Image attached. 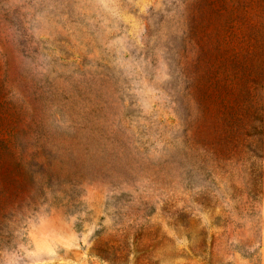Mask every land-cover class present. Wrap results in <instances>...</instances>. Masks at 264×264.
<instances>
[{
	"label": "rangeland",
	"instance_id": "rangeland-1",
	"mask_svg": "<svg viewBox=\"0 0 264 264\" xmlns=\"http://www.w3.org/2000/svg\"><path fill=\"white\" fill-rule=\"evenodd\" d=\"M0 264H264V0H0Z\"/></svg>",
	"mask_w": 264,
	"mask_h": 264
}]
</instances>
